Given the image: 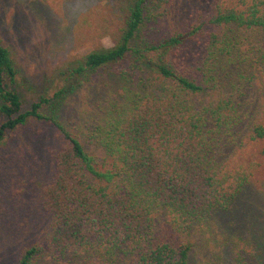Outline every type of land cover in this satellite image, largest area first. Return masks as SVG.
Listing matches in <instances>:
<instances>
[{"label": "trees", "instance_id": "1", "mask_svg": "<svg viewBox=\"0 0 264 264\" xmlns=\"http://www.w3.org/2000/svg\"><path fill=\"white\" fill-rule=\"evenodd\" d=\"M178 1L128 0L113 45L81 56L77 72L111 65L129 81L137 77L142 87L91 130V147L41 112L48 97L22 110L13 87L16 68L0 40V141L30 117L52 119L64 135L53 154V175L38 190L48 214L42 243L22 245L16 264H40L45 257L82 264H190L188 239L156 238L155 213L190 234L233 209L249 172L224 171L217 152L225 139L236 141L239 128L250 139L264 137V99L262 109L253 108L246 90H228L226 84L235 82L226 79V67L243 54L240 31L264 34V0H197L191 12L168 24L164 37L132 44L143 28L150 32L167 22ZM258 59L264 60V48ZM145 70L148 88L139 74ZM213 88L222 89L200 105L193 100ZM96 147L104 152L100 158ZM232 242L235 256L246 251L264 258L261 242L259 248L242 236Z\"/></svg>", "mask_w": 264, "mask_h": 264}, {"label": "rangeland", "instance_id": "2", "mask_svg": "<svg viewBox=\"0 0 264 264\" xmlns=\"http://www.w3.org/2000/svg\"><path fill=\"white\" fill-rule=\"evenodd\" d=\"M196 4L197 0H179L167 22L150 32L143 28L132 44L140 47L144 40L158 41L168 32L169 23L175 24ZM127 5L128 0H0V40L16 68L13 87L22 110L41 96L48 97L41 112L91 147L86 143L91 130L115 115L128 95L142 92L137 77L129 81L111 65L76 71L83 54L113 45ZM240 35L243 54L235 55L226 67V79L235 84L225 82V87L236 93L246 90L250 107L259 108L264 99V60L258 55L264 48V34L244 30ZM150 56L151 62L157 58ZM149 70L139 73L147 83L144 88L149 87ZM221 89H210L193 100L200 105ZM57 92L61 93L55 97ZM259 118L264 122V117ZM236 135L234 143L225 139L217 152L224 171L249 172L231 211L216 213L190 234L176 230L165 213L154 215L158 240L190 241V264H264V258L253 257L256 254L245 251L235 256L230 250L236 236L253 240L257 248L258 242L264 245V137L250 139L245 127ZM63 138L52 119L30 117L0 141V264H16L24 244L41 245L48 214L38 190L53 175V154ZM93 152L99 158L104 154L99 147ZM40 264L82 263L45 257Z\"/></svg>", "mask_w": 264, "mask_h": 264}]
</instances>
